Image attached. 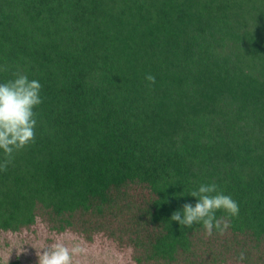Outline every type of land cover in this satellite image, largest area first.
Instances as JSON below:
<instances>
[{
    "label": "trees",
    "instance_id": "1",
    "mask_svg": "<svg viewBox=\"0 0 264 264\" xmlns=\"http://www.w3.org/2000/svg\"><path fill=\"white\" fill-rule=\"evenodd\" d=\"M17 72L43 103L0 171V231L123 209L135 264H226L246 244L264 264V0H0V84ZM213 182L239 206L217 243L171 220Z\"/></svg>",
    "mask_w": 264,
    "mask_h": 264
},
{
    "label": "clouds",
    "instance_id": "2",
    "mask_svg": "<svg viewBox=\"0 0 264 264\" xmlns=\"http://www.w3.org/2000/svg\"><path fill=\"white\" fill-rule=\"evenodd\" d=\"M14 76V79L0 84V150L4 154L0 171H7L15 154L34 143L38 116L34 110L43 103L39 81L29 80L27 75L20 72ZM145 79L150 85L156 82L152 74H147ZM189 195L197 199L195 206L186 203L183 213L174 212L171 220L178 222L181 228L201 225L206 237H211L214 230L224 236L231 227L230 220L239 215L238 204L231 196L220 191L214 182L199 185ZM218 211L225 215L217 218ZM45 249L42 253L37 252L38 264H74V258L86 251L68 229ZM245 259V253L241 252L238 264H243Z\"/></svg>",
    "mask_w": 264,
    "mask_h": 264
},
{
    "label": "rangeland",
    "instance_id": "3",
    "mask_svg": "<svg viewBox=\"0 0 264 264\" xmlns=\"http://www.w3.org/2000/svg\"><path fill=\"white\" fill-rule=\"evenodd\" d=\"M132 192L137 195V200L144 195L143 192L140 194L138 189H133ZM130 201H133V196L126 191L125 198L121 199L120 207L122 204L130 203ZM131 215L130 212L128 213L123 209L121 211L116 209L103 218L97 219L94 216L86 215L81 219L82 224L81 220L76 221L75 231L78 232H70L86 251L83 255L74 258V264H135L133 258L143 256L145 244L138 248H134L132 245L130 234L131 229H133L131 223L134 219ZM91 227H95L96 230L99 229L96 232L97 238H94L92 244H86L82 241L79 233ZM60 236L61 234L48 233L46 226L42 223L36 225L35 228L33 227L31 231L24 230L21 235L0 231V264H38L37 252L45 251V248L49 247ZM143 236L144 234L139 238L141 243L145 241ZM223 237L225 236H218L215 243ZM226 237L231 240L228 235ZM202 238L205 240L208 237L204 234ZM250 245L246 244L243 247L246 253L249 252L246 259L249 258L253 262V260L263 258L262 253L250 248ZM234 247L240 249L239 244ZM228 257L226 264H238L236 256L229 255Z\"/></svg>",
    "mask_w": 264,
    "mask_h": 264
}]
</instances>
